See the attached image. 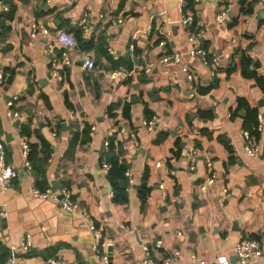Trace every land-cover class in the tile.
Instances as JSON below:
<instances>
[{
	"label": "crops",
	"instance_id": "1",
	"mask_svg": "<svg viewBox=\"0 0 264 264\" xmlns=\"http://www.w3.org/2000/svg\"><path fill=\"white\" fill-rule=\"evenodd\" d=\"M1 15L0 141L17 174L0 189V264L26 233L33 248L18 264H105L104 254L108 264H145L144 247L159 262L217 264L225 255L240 264L242 240L263 252L247 264H264V0H185L184 10L179 0H0ZM34 24L51 35L33 39ZM60 32L77 40L62 80L53 65L65 51L50 48ZM202 48L217 67L192 56ZM252 111L263 116L255 158L243 136ZM152 118L149 131L143 122ZM110 155L129 165L124 204L103 168ZM207 160L217 178L202 190ZM62 188L73 193L74 213L33 196Z\"/></svg>",
	"mask_w": 264,
	"mask_h": 264
},
{
	"label": "built area",
	"instance_id": "2",
	"mask_svg": "<svg viewBox=\"0 0 264 264\" xmlns=\"http://www.w3.org/2000/svg\"><path fill=\"white\" fill-rule=\"evenodd\" d=\"M73 2H76L77 0H72ZM180 1V6L181 9H185V0H179ZM194 22V17L193 15H185L183 23L185 25H191ZM84 28L86 26L84 25ZM40 34L44 36H49L51 35L50 31L43 25L41 24H34L32 25L31 28V37L33 39H36ZM53 46H58L62 48L65 52L62 53V60L55 61L53 68V77H55L58 80H62V75L60 74V69L64 67H68L71 64V61L69 59V55L67 51H70L77 46V40L76 38L67 33V32H60L55 34L54 36V41L52 43ZM163 45V44H162ZM192 56L194 57H199L204 64H211L214 67H217L219 65L218 58L213 56L209 57L208 52L205 49H199L195 52L192 53ZM175 62L180 61V57L176 55L173 59ZM84 66L87 70H93L95 68V63L92 59H87L84 63ZM185 71L188 73V79L193 80L194 77L190 73V69L188 67H185ZM119 73L114 72L112 73V77L115 78ZM17 98L14 99L16 101ZM10 107L14 106V102L9 103ZM9 118L13 120H19L20 119V113L17 110L11 109L8 113ZM258 131L261 132L263 129L262 122H263V116L261 114L258 115ZM143 126L149 130L153 131L156 127V119L152 118L151 120H146L143 122ZM244 140H245V152L249 157L255 158L259 154V146L256 144L254 139L250 136L249 132H244L243 134ZM106 146H108V143H106ZM29 153H30V148L29 145L24 142L22 144V156L24 157L25 160V170L28 174H31L33 172V167L32 164L29 160ZM207 167L209 168L210 171V177L208 180L201 186L202 190H207L209 187L213 186L216 183V174L213 171L212 164L210 160L206 161ZM158 166H161V164L158 163ZM103 168L105 172H108L111 168V165L106 163L103 164ZM16 169L8 165L6 163V148L3 142L0 141V189L2 193H6L11 185L12 180L16 176ZM129 176V173L126 174ZM162 189H164L163 185H160ZM225 193H227V189L224 190ZM62 196L61 199H59V196ZM33 196L36 198L40 199H47V198H52L56 202L59 203L61 209L64 212L67 213H74L78 209V204L73 198V193L71 190L67 188H62L60 192L56 193L53 192L51 189H47L45 191H40L35 189L33 191ZM7 214V208L6 204L0 202V220L3 219ZM92 230H95L94 225L91 226ZM98 240L96 243V248L99 245V236L96 237ZM160 243H157V246H159ZM33 248V239L32 236L28 233L23 235L20 240V244L18 247H11L9 250V254L6 260L5 264H18V261L20 259V256L22 254H27L29 253ZM145 251V259L144 263L145 264H173V259H165L161 262L155 261L151 256H150V248L149 247H144ZM235 253L236 256L238 257V260L240 264H247L250 259L253 258H260L263 255L262 249L260 247V244L257 241L254 240H242L240 241L235 248ZM193 259L196 261L197 257L194 255ZM101 261L105 264H108L109 262V256L108 254H104L101 256ZM44 264H69V262L64 259V258H52L47 260ZM200 264H206L204 261L200 262ZM217 264H231L230 258L225 256V255H220L217 259Z\"/></svg>",
	"mask_w": 264,
	"mask_h": 264
},
{
	"label": "trees",
	"instance_id": "3",
	"mask_svg": "<svg viewBox=\"0 0 264 264\" xmlns=\"http://www.w3.org/2000/svg\"><path fill=\"white\" fill-rule=\"evenodd\" d=\"M1 15L0 17H2ZM257 113L252 111L249 113L248 119L245 122L244 129L249 131L250 136L252 139H259V131H258V117ZM27 128L22 126V134H27ZM76 138H74V143ZM110 151L113 150V146L110 143L109 147ZM31 156H29V159ZM32 160V158H31ZM30 160V161H31ZM108 164L111 165V168L108 172V180L112 186L113 192H114V201L118 204H124L127 202V189L129 187V182L127 177L125 176V173L129 169V165L125 162H120L119 158L117 156H109ZM34 170V169H33ZM147 177H145V180ZM145 181L142 185V190L140 192V198L142 202H145L146 194H145Z\"/></svg>",
	"mask_w": 264,
	"mask_h": 264
},
{
	"label": "water",
	"instance_id": "4",
	"mask_svg": "<svg viewBox=\"0 0 264 264\" xmlns=\"http://www.w3.org/2000/svg\"><path fill=\"white\" fill-rule=\"evenodd\" d=\"M231 17H232V14H231ZM263 157H264V151H263ZM61 187V185L60 184H57V185H55V187H54V190H57V189H59ZM62 198V196L60 195L59 196V199H61Z\"/></svg>",
	"mask_w": 264,
	"mask_h": 264
}]
</instances>
